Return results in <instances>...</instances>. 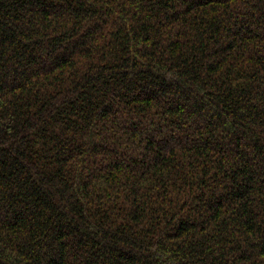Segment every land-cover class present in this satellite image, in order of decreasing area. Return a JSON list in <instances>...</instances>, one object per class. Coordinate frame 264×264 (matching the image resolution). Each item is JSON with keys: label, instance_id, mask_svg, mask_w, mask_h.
<instances>
[{"label": "trees", "instance_id": "16d2710c", "mask_svg": "<svg viewBox=\"0 0 264 264\" xmlns=\"http://www.w3.org/2000/svg\"><path fill=\"white\" fill-rule=\"evenodd\" d=\"M0 264H264V0H0Z\"/></svg>", "mask_w": 264, "mask_h": 264}]
</instances>
